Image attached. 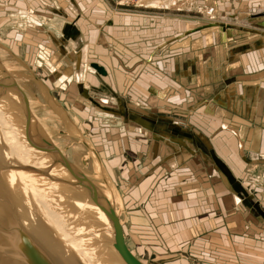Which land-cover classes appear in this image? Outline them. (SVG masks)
Here are the masks:
<instances>
[{"label":"rangeland","instance_id":"rangeland-1","mask_svg":"<svg viewBox=\"0 0 264 264\" xmlns=\"http://www.w3.org/2000/svg\"><path fill=\"white\" fill-rule=\"evenodd\" d=\"M103 1L110 7L112 12H145L149 14H164L166 17H168L169 15V17L179 16L194 19V22L189 23V25L193 26V30L199 32L205 31L203 34L204 36H207V39L206 41H204L202 38H198L196 36L185 38L184 36H182L181 32H179L180 35L179 33L178 35L174 33L170 34V32L168 31L170 30V26H165V24H162L158 27L148 25L146 30L148 31L147 33L149 35H145L146 37H144L146 38V40L142 41L144 45L143 48H146V51H141L140 59L141 61H143V58L147 57V63L155 62L158 66L157 69H160V72L162 74H156L154 76V72L147 71V73L149 74H145V76H148L149 79L150 77H155L156 79L154 80H160L161 82L163 81V85L164 82H168L166 84L167 86H165L158 92L154 90L153 87L148 85L146 86V88L145 86L144 88H141L136 85L137 82H134V74L136 73L135 71L133 72L132 76L125 77V79L128 80L126 81L124 87L126 91L123 93L124 95L121 99H119L118 97L120 93L118 91V87L116 85L113 87L112 91L117 94V101H120L117 102L116 98L113 97L114 95L110 93L109 95L112 96L113 100L104 98L103 93L104 91H106V88L104 85L105 83H103L102 80L106 79L103 76H98L99 74L94 69L90 68L89 64L97 63L92 62L94 60H88L87 55L89 54L88 50L90 49V46H86L82 51L79 52L80 44L76 43V41H70L71 39L68 40V38L64 37L62 25L66 20V16L63 12V9L59 7L57 9L58 15L56 14L52 16L57 17V21H62V25L58 23H45V25L42 26L44 30H50L52 32L50 44V60L54 64V71L45 72L42 68H38L37 64H35L34 61L41 64L42 58L40 56H36V47L43 45L44 41L40 39L43 33L37 32V28L38 26L40 28V23L44 22V20H46V17L41 16L40 14L42 13L40 12L38 14L33 12L32 14L30 13L29 19L33 21V25L35 26L34 28H32V30L36 31L34 36H31L29 34L27 35V33H25L27 31L26 26L28 25V22L26 23V20L23 17H26V15L9 21L8 23L0 24V76L1 79H11V82L5 80L3 82L4 85L3 83L0 84V89L2 90V86L6 87L12 85L11 89L16 92H14L16 101L13 102L12 105H10V109L13 115L16 116V121L20 130H22V127L24 125L27 126L30 124L29 128L27 126L29 137L35 143H40V140H43V144L47 145L48 148H53L55 153L58 152L60 157L62 156L66 159L74 173H80L79 175L82 178H86V180H89L91 182V188H93L96 193H103V191L106 192L108 190V187L105 178L109 180V184L114 193L116 202L114 210L117 211L118 218L120 220L123 240L126 248H128L131 254L134 255V257L138 258L143 264H164L162 263L163 259L165 258L163 250H165L166 244H164V242L160 238V226H158L154 221L155 217L153 210L155 206H157V204L155 205L156 200H154L153 197H149V191H151L150 189H152L153 185L155 184L154 180L158 179L166 181L167 179H172L173 175H165L164 177H161L160 174L157 173V175L155 176L156 171L153 170V168L147 167V163H150V153L152 155L151 159H153L155 156H158L160 159V161L152 163L154 164L153 167L155 168L156 166H159L162 169L165 167V165L168 168L172 169L175 167L174 171L177 174L178 181H181L186 177L181 175L186 174L188 170L187 168L199 166L193 156L188 159L189 163H191L190 166H185L184 163L180 164L179 161L178 165L176 166L174 164L175 162L172 161V158H170L172 157V155L176 156L179 151L182 152L183 150L181 149H183V143H190V140L192 142L194 140V142L196 141L206 148V138L202 137V134L198 132L199 130L197 128L196 131L194 130L193 132L191 130H188L187 128L189 127V125H187V120H185V115H187V117H190L191 113L193 114L195 110L203 106V102L206 101V89L198 91L199 88H204L203 85L198 87L194 86V94L197 95L195 98H193V101H191V98L194 94L191 91H188L186 87L192 86V84H196V81L194 82V80L196 79H192L190 82L187 81V84L184 83L185 88H183L182 84L180 83L184 82L180 81L181 74H184L189 69L190 65L196 64L197 69L195 74L201 79V74L203 75L204 73V66L202 65V63L206 62V59H202V56L199 55L198 47H202L207 44H210L209 46L223 45V47H225V43H231V45H235L234 42L240 40V34L245 32H249V34L242 37L241 41L246 40L244 41V43H248V41L249 43H251V41L253 40L251 39V36L256 35L255 33H259L255 29L264 30V0H260L257 3L255 2V0H189L185 3L181 1L178 5L175 6H169L168 4L162 6L170 7H168L169 9L164 10L149 8L154 7L152 3L144 7H125L118 5L115 0ZM208 7L213 8L211 13V20L206 19L210 14L208 12V9L210 8ZM15 16L18 15L15 14ZM222 18H224V20ZM220 19L225 22H222V20ZM180 24L186 25V22H180L178 26ZM241 24L246 27L241 26ZM33 25H31V27H33ZM252 26L253 28H250ZM11 30H17L18 33L19 31L21 32V30H23V41L28 44V46L30 47L29 49H32L28 50L27 53L26 50L22 51L25 56L23 53H19V55L17 53L18 49L16 46H23L21 39L14 38V40L11 41V38H9V36L7 38V33ZM175 30L177 31L178 29L175 28ZM209 34H211V36H209ZM54 35L58 37L59 40L65 41L70 60H68L67 56L65 55V51L60 41H58ZM65 35L67 34L65 33ZM24 36H26V38H24ZM259 41L260 44L264 45V38L259 39ZM256 46H259V44H256ZM226 52L228 51L224 49L222 54H224L225 56L223 55V57H221L220 59L219 57H217L214 59L215 61H212V63H214V66L213 69L209 71L207 79H215L218 78V75H220L223 81H235L234 79L236 75L238 74V72H240V70H238V65L234 62V59L236 58L234 57V54L236 53V51L234 49L231 53L229 52V57L224 62L226 58ZM59 59H61V62L58 61ZM69 61L75 64H73V66H75L76 70L74 69L73 71ZM134 61L135 59H132L131 61L133 65L135 64ZM120 62L123 63L121 59ZM129 62H126V66L124 68L127 67L126 70L130 71L131 73L130 68L133 65L128 67ZM6 63L8 64L6 65ZM217 64L220 66V68L217 67ZM18 68L20 69L18 70ZM216 68L219 69V71H217ZM74 72L76 74L73 76V78H71L70 81L68 80L69 82L63 80L56 87L52 85L59 79L61 75L68 78L71 77ZM84 73L87 74V76H84V80H87L86 83L83 81ZM98 78L101 82L98 81ZM176 82L180 84L181 88H183L182 91H176ZM230 83L225 82L221 85H227ZM133 84L135 86H133ZM210 84L211 90L210 92H208V94L212 93L213 91L216 92L218 90H221L220 86L217 87V79H215ZM84 85L86 86L85 88L83 87ZM15 86L20 90L22 95L15 89ZM119 88L121 89L120 86ZM133 90L135 91L134 93L138 94L139 97L141 96L144 99V101L138 103V105L135 104V106H133V101L139 98L135 96V94L132 92ZM172 92L177 93L171 94ZM231 93H234L233 89L231 90ZM7 94L12 98V92L10 95V93L7 91ZM169 95H179V101H183V103H185V101L188 99V102L185 106H182L181 102H175L174 105H171L173 102L171 103L170 99L169 101H166L170 97ZM0 96L2 97V99L7 101L5 97L7 95ZM166 96H168V98H166ZM214 98L215 97H212V99ZM25 100H28V109L25 108ZM138 101L139 100H136V102ZM124 103L127 106L132 105L129 107L131 108V110H134L136 112H133L134 114L129 112V110L124 107ZM111 105H114V108L110 107ZM171 106H174V108L171 109ZM191 108H193V110H191ZM26 111H28V120L26 115L24 116V114L27 113ZM51 113L53 115H51ZM139 115L143 116V118H149L150 123H152L150 127H148L149 130L141 126L149 124V122L139 118ZM42 117L44 119H42ZM174 119H178L180 122H178V124H171L172 120ZM156 123L160 124L157 125L156 129L159 127V130L161 129V131H166L167 134L164 133L162 134V136L167 138H163L161 136V131H159V134H156L157 130L154 129V125ZM204 126H206V124H204ZM197 127L200 129L202 128L199 123L197 124ZM150 129L155 132L151 135V137L154 139H148L151 144V149L146 152L148 154L147 158L143 157L140 163V159H138L139 154H137L136 151H133L134 148L132 149L130 145L131 143L136 142L140 145L141 149V146L143 147L144 142L149 137ZM191 129L193 128L191 127ZM113 132H118L122 136L119 138L115 134H113ZM190 132L193 133L194 136H191L190 138L184 136L186 134H189ZM125 133H127L126 137L124 136ZM127 137L130 139L129 142H126L125 138ZM224 137L225 136H222V139H224ZM226 137L229 141L234 143V138L232 135ZM114 139L116 142H118L116 144L118 148V155L115 154V148L113 149L114 154L109 152V149H107L109 148L108 143L113 142ZM154 140L160 143L163 142L166 145H169V142L176 143L177 145H174L179 146L180 149L179 151L174 149L173 152H170L169 150H167L169 146L164 147L166 150L165 151L161 147L156 148L154 144L155 148L158 150L157 151L153 146L152 141ZM193 143L189 144L190 149L194 147L195 143ZM124 144H126V146ZM223 146H226L224 142ZM93 151L97 153V156L100 159L99 164L101 166L102 163V171L106 174L107 177L101 170L100 172L96 170V164L92 157ZM216 152L218 154H223L218 150ZM216 152H214L215 157ZM200 154L201 159L209 164V160L206 158V155L202 152H200ZM40 158L41 160H43L41 156L39 157V159ZM212 162H214L213 159ZM216 166L217 164L214 162V165H208L205 170L208 174L213 173V171L216 172ZM219 167L221 168L222 165ZM135 168H140L142 172H145L146 168L149 169L145 174L143 173L144 175L140 176L142 178L141 181H144L148 177H153V179H151L149 183L148 188L147 184L145 188V184L140 183L141 181L139 179V173L137 176L134 174L137 171V169ZM222 170L223 172H225L224 168ZM131 171H134V173H132ZM65 178L67 179L68 175H66ZM210 178L212 179L213 177ZM168 182L174 183V180H169ZM92 184L95 186V188L92 186ZM140 184L143 186L142 190L145 188L143 192L138 191V187L140 186ZM158 184L156 183V187L160 188ZM170 184L172 183H169L165 186L168 187ZM224 186L228 191H232L227 182L224 183ZM191 189L198 190L199 188L191 187ZM146 190L148 191V204H152V210L146 209L147 211L142 208L143 204L146 202L145 201L143 203V194ZM174 190L176 189L169 187L167 191ZM236 190L238 194L237 198H239V206L242 204L243 206L241 205V208H243L244 210L248 208V210L251 209L253 211H256V213L261 218V220L259 221L260 225H264V208H259L260 210L257 209L259 207L260 199L258 200L256 198V195H254V198L256 200L254 201V199L252 198V194H249V192L247 191L245 193L240 183L237 185ZM186 191L188 190L180 191L182 197H184ZM158 200L160 201L161 199ZM245 222V224L251 225L250 221L247 222L245 220ZM156 229L158 231L157 234L159 235V239H157L156 236ZM105 236L107 239V244H104V247L107 249H105L107 252L106 255L114 253L117 256L112 247V236L106 233ZM161 243L163 244L162 247ZM171 247H169V251L166 250L169 252L168 256L177 255L178 257H184V253L190 254L188 251L176 252L175 247ZM180 252L183 254H181ZM192 262L194 261H191L190 263ZM197 263L198 262H195V264ZM185 264L187 263L185 262Z\"/></svg>","mask_w":264,"mask_h":264},{"label":"crops","instance_id":"crops-1","mask_svg":"<svg viewBox=\"0 0 264 264\" xmlns=\"http://www.w3.org/2000/svg\"><path fill=\"white\" fill-rule=\"evenodd\" d=\"M181 1L185 3L189 0H152L151 3L154 7L149 8L162 10L169 9V6L178 5ZM259 1L260 0H255L256 3ZM167 4L169 5V8L162 7ZM107 6L108 5H106L103 0H0V24L8 23L9 21L26 15V17H23L26 20V23L28 22V25L26 26L27 31L25 33L34 36L36 31L32 30V28L35 26L33 25V21L29 19V15L33 12L36 14L39 12L42 13L40 15L45 16L46 20L40 23V28L38 26L37 32L43 33L40 39L44 42L43 45L36 47V56L42 58V63H36L35 61L34 63L37 64L38 68H42L45 72H51L54 71V64L50 60L52 32L50 30H44L42 26L45 25V23H58L62 25V21H57L58 18L52 15L57 14L58 7L63 9L66 16V20L62 25L64 37L68 38V40L71 39L70 41H76V43H79V52L86 46H90V49L88 50L89 54L87 55L88 60H94L92 62H97V66L106 70L105 76H103L106 80H102V82L105 83L104 85L106 88V91L103 93L104 98L113 100L112 96L109 95L110 93L114 95L113 97L116 98V101L118 97L121 99L124 95L123 93L126 91L124 87L128 79H125V77L132 76L135 71L134 82H137L138 84L136 83V85L141 88H144V86L146 88L148 85L158 92L167 86L166 84L168 82H164L163 85V81L154 80L156 79L155 77H150L149 79L148 76H145V74H149L147 71L154 72V76L156 74H162L160 72L161 70L157 69L158 66L155 62L147 63V57L143 58V61L140 59L141 51H146V48H143L144 45L142 41H145V37L149 35L146 30L148 25L158 27L165 24V26H170V30H168L170 34L174 33L178 35V33L181 32L182 36L185 38L196 36L202 38L204 41L207 39V36H204L203 34L205 31L199 32L192 29L193 26H190L189 23H193L194 19L191 18L179 16L169 17V15L166 17L164 14H149L145 12H112L110 7ZM208 8H210L208 9L210 14L206 19L211 20L213 8ZM15 14L18 16H15ZM222 19L224 20V18ZM223 20L222 22H225ZM180 22H186V25L180 24L178 26ZM31 25H33V27H31ZM241 26L244 25L241 24ZM175 28L178 30L176 31ZM250 28H253V26ZM255 30L259 33H255L256 35L251 36L253 43L252 41L251 43H249V41L248 43H244L246 40L241 41L242 37L249 34V32H245L240 34V40L234 42L235 45L225 43V47H223V45L209 46L210 44L198 47L199 55L202 56V59H206V62L202 63L204 66V76L201 74V79L196 76L195 72L197 65L193 64L190 65L189 69L183 74V76H181L180 81L184 82L178 81L182 84V87L185 88L184 83L187 84V81L190 82L192 79H196L194 80V82L196 81V84L186 87V89L193 94L194 86L198 87L203 85L204 88H199L198 91L206 89V101L203 102V106L195 110V113H191L190 117L185 115V120H187L186 123L189 125L188 128L186 125V128L191 130L192 127L195 131L197 128L199 130L197 131L202 134V137L207 139L206 145L208 148H211L213 154L217 150L221 151L220 153H223L218 154L216 152V158L219 160V163L224 166V170L233 177V184L235 186H232L226 177V174L218 165L216 166V172L213 171V173H207L205 170L206 167H208V165H214V162H212V156L209 154L208 150L205 151L203 146H200L198 142H194V140L193 142L195 144L191 140L190 143L184 142L183 149H181L183 151L181 152L179 151L180 147L176 146V143L169 142V145H166L163 142L152 141L153 146L155 144L156 148L161 147L165 150L164 147L169 146L167 150L170 152H173L174 149L179 151L176 156H173L171 153L172 157H170L172 158V161L175 162L174 164L176 166L178 165V161L180 164L184 163L185 166H190L191 163H189L188 159L191 156L196 159L199 165L198 167H192L193 170L191 167L187 168L188 170L186 174L181 175L186 177L183 180L178 181L177 174L174 171L175 167L172 169L165 165L163 169L159 166L154 168V164L152 163L158 162L160 159L158 156L151 159L152 155L150 153V163H147V167L153 168V170L156 171L155 176L158 173L161 177H164L165 175H173L174 178L169 179L170 181L174 180V183L168 182V179L166 181L158 179L154 180L155 184L153 185V188L150 189L151 191H149V197H153V199L156 200L155 205L157 204L153 210L155 217L154 221L160 226V228L158 227L161 234L160 238L164 244H166V248L163 250L165 258L162 263L164 264H185V262L187 264H195V262H198L197 264H264V225H260L259 221L261 218L256 211L251 209L248 210V208L244 210L241 208L243 206L242 204V206H239V198H237L238 194L236 192L237 185L240 183L245 193L247 191L249 194H252L254 201H256L254 195H256L258 200L260 199L259 207L257 209L260 210L259 208H264V45L260 44L259 41V39L264 38V30ZM22 32L23 30H21V32L19 31V33L17 30H11L7 33V38L9 36L11 41L14 40V38L21 39L23 46H16L18 49V55L19 53H23L22 51L26 50L27 53L28 50H32L29 49L30 47L28 44L23 41L22 35H24V33L22 34ZM65 33L67 35H65ZM209 36H211V34H209ZM24 38H26V36H24ZM56 38L60 41L65 51V55L68 60H70L65 41L59 40L58 37ZM256 44H259V46H256ZM224 49L228 51L226 52L224 62L229 57L228 53H231L232 50L235 49L236 53L234 54V57L236 58L234 59V62L238 65V70H240V72L236 75L234 82L224 80L226 83L231 82L227 85H221L225 82L221 79L220 75H218V78L215 79L218 81L217 87L220 86L221 90L216 92L213 91L208 94L211 90L210 83L215 80L207 79L209 71H211L214 66L212 61H215L214 59L217 57H219V59L223 57L224 54L222 53ZM120 59L123 63L120 62ZM132 59H135L134 65L131 62ZM58 61L61 62V59ZM126 62H129L128 67L133 65L130 68L131 73L126 70L127 67L124 68ZM69 63L74 71V63L70 61ZM217 67L220 68L218 64ZM216 70L219 71L217 68ZM75 74L76 73L74 72L72 76L68 78L61 75L52 85L56 87L63 80L69 82ZM85 75L87 76V74H83V81L86 83L87 80H84ZM98 76L101 75L99 74ZM98 81H100L99 78ZM115 85L120 92L118 97L117 94L112 91ZM133 86L135 85L133 84ZM83 87L85 88L86 86L84 85ZM175 88L177 89V92H180L183 89L177 82L175 83ZM232 89L234 93H231ZM132 92L134 93L135 91L133 90ZM177 92H172L171 94H176ZM134 94L139 99L133 101V106L144 101L141 96L139 97L138 94ZM196 95L197 94H194L192 96L191 101H193V98H195ZM169 96V98L166 96V98H168L166 101H169L170 99V102H173L171 105H174L175 102H181V105L185 106L188 102V99L185 103L179 101V95ZM212 97L215 98L212 99ZM136 100L139 101L136 102ZM123 105L129 110V112H136L129 107L132 105L127 106L125 103ZM113 106L114 105H111L110 107ZM172 108H174V106H171V109ZM139 118L149 122V124L144 126L139 123L142 127L149 130L148 127L152 124L150 123L149 118H143V116L140 115ZM178 122H180L178 119H174L171 124H178ZM198 123L201 125V129L197 127ZM204 124H206V126H204ZM157 125L160 124L156 123L154 129H156ZM158 128L156 129V134H159V131H161V129L159 130ZM161 132V136L164 133L167 134L166 131ZM152 133L155 132L150 129L149 137L144 142L143 147L141 146V149L140 145L136 142H133L130 145L132 149L134 148L133 151H136L137 154H139L138 159H140V163L143 157L147 158L148 154L146 152L151 149V144L148 139L152 138ZM113 134L119 138L122 136L118 132H113ZM190 134L194 136L193 133L190 132ZM231 135L234 138V143L229 141L226 137ZM124 136L126 137L127 133H125ZM222 136H225L224 139H222ZM162 137L167 138L164 136ZM125 139L126 142H129L130 140L128 137ZM114 141L115 139L113 142L108 143L109 148L107 149H109V152L112 154H114L115 151V154L118 155V148L116 146L118 142ZM223 142L226 146H223ZM192 143L194 144V147L190 149L189 144ZM124 145L126 146V144ZM155 146L154 149H156ZM114 148L115 150L113 151ZM200 152L206 155L209 164L201 159ZM148 168L145 169V172H142L140 168H135L137 169L136 173H134V171L131 172L136 176L139 173V179L141 181L142 178L140 176L144 175L149 170ZM210 177L213 178L211 179ZM222 178L228 183L232 191L226 189L224 186L225 182ZM151 179H153V177H148L140 183L145 184V188L148 185V188ZM156 183H159L158 186L160 188L156 187ZM169 183L172 184L166 187L165 185ZM141 184L138 187L139 192H143L145 189L142 190L143 186ZM169 187L176 190L167 191ZM191 187H197L199 189L195 190L191 189ZM183 190H188L185 192L184 197L180 194V191ZM147 192L148 191L146 190L143 194V203L146 202L143 204L142 208H144L145 211H147L146 209L152 210V204H148L147 201ZM158 199L161 200L159 201ZM245 220L247 222L250 221L251 225L245 224ZM157 232L156 229V236L157 239H159ZM162 246L163 244L161 243V247ZM169 247H175L176 252L188 251L190 254H183L180 252L184 257L181 255V257H178L177 255L168 256ZM191 261L194 262L190 263Z\"/></svg>","mask_w":264,"mask_h":264},{"label":"bare ground","instance_id":"bare-ground-1","mask_svg":"<svg viewBox=\"0 0 264 264\" xmlns=\"http://www.w3.org/2000/svg\"><path fill=\"white\" fill-rule=\"evenodd\" d=\"M90 66L100 74L101 67ZM5 80L11 82L0 76V84ZM11 86L0 89V95H7V101L0 96V264H125L114 248L117 256L106 255L104 247L105 233L113 239L114 232L100 207L111 208L118 218L109 180L105 178L108 190L96 193L91 182L74 173L64 157L43 140L35 143L29 137L30 124L20 130L10 109L16 101ZM25 102L28 109V100ZM203 148L215 156L211 148ZM92 154L96 170L102 171L97 153ZM228 180L234 187L233 179Z\"/></svg>","mask_w":264,"mask_h":264},{"label":"water","instance_id":"water-1","mask_svg":"<svg viewBox=\"0 0 264 264\" xmlns=\"http://www.w3.org/2000/svg\"><path fill=\"white\" fill-rule=\"evenodd\" d=\"M93 68H96V65H94ZM98 72H100L101 76H105V70H103L102 68H100L98 70ZM181 76H183V74H181ZM15 89L18 92H20V90L16 86H15ZM20 94L22 95L21 92H20ZM189 110H190V108H189ZM191 110H193V108H191ZM27 114H28V111H27ZM26 117H27V115H26ZM27 120H28V117H27ZM191 131L193 132L194 129H191ZM184 136L190 138L192 135L189 133V134H186ZM206 147H208V146L206 145ZM212 159L214 160V162L218 166H221V164L219 163V161L216 159L215 156L212 155ZM221 168L223 169L224 166L222 165ZM224 173L226 174L227 178L232 179L227 171H225ZM84 180H86V178H84ZM100 209L106 214V216H107V218L111 224V227L113 229V232H114L113 245L112 246L116 250V252L119 254L121 259L124 261V263L125 264H142L141 261L138 258L134 257V255H132L131 252L126 248L124 241H123L122 233L120 231L121 227H119L120 224H119L118 218L115 215V212L111 208L104 209L103 207H100Z\"/></svg>","mask_w":264,"mask_h":264},{"label":"built area","instance_id":"built-area-1","mask_svg":"<svg viewBox=\"0 0 264 264\" xmlns=\"http://www.w3.org/2000/svg\"><path fill=\"white\" fill-rule=\"evenodd\" d=\"M118 5L129 7V6H137L141 2L151 1V0H115Z\"/></svg>","mask_w":264,"mask_h":264}]
</instances>
